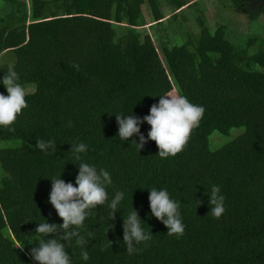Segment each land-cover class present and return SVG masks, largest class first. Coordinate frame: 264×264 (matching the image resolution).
Wrapping results in <instances>:
<instances>
[{"label":"trees","instance_id":"1","mask_svg":"<svg viewBox=\"0 0 264 264\" xmlns=\"http://www.w3.org/2000/svg\"><path fill=\"white\" fill-rule=\"evenodd\" d=\"M165 3L176 11L165 12ZM191 3L0 0V55L13 51L20 82L34 86L15 131L0 127V140L28 144L0 148V264H35L28 253L36 245V223H62L48 203L50 179L61 173L74 183L81 160L110 173L109 201L117 191L125 196L114 219L106 203L84 221L81 234L88 239L92 233L89 259L81 258L73 239L67 247L73 264H264V33L230 37L225 19L211 28L199 11L203 3L181 21L188 40L172 45L169 29L153 26L180 18L177 10ZM143 4L153 19L151 33ZM231 4L248 19L263 20L264 30V0ZM189 15L198 23L195 31ZM7 66L0 64V75ZM174 89L205 109L181 152L161 159L154 141L137 152L130 142L138 137H116L115 114L143 117L157 95ZM149 129L140 126L145 137ZM222 135L229 139L220 144ZM37 140L54 141V148L42 152ZM79 142L88 150L76 160L69 150ZM213 185L225 197L219 219L205 194ZM151 187L167 188L180 201L182 236L168 235L151 216ZM131 205L153 237L129 254L122 217Z\"/></svg>","mask_w":264,"mask_h":264},{"label":"clouds","instance_id":"2","mask_svg":"<svg viewBox=\"0 0 264 264\" xmlns=\"http://www.w3.org/2000/svg\"><path fill=\"white\" fill-rule=\"evenodd\" d=\"M0 85L5 93H0V127H12L22 110L27 108L26 96L28 91L20 82V77L14 64H8L5 74L0 75ZM159 100L150 106L148 114L143 117L130 114H115L118 131L116 137L121 141L131 140L139 152L148 141H154L161 159L175 156L187 144L192 130L199 126L204 115V107L194 104L180 93L179 90L157 95ZM156 97V96H155ZM146 123L150 126L147 136L140 131V126ZM35 148L47 152L54 148V141L37 140ZM88 150L83 142L71 144L70 152L76 160H81V154ZM78 172L73 182H65L57 178L50 179L51 189L48 203L62 220L61 224L48 223L44 219L36 223V245L29 251V256L35 264H73L67 247L75 239L76 246L81 248V258L89 259L86 245L91 240L92 233L88 232V239L81 234L84 221L93 214L97 206L107 203L110 219L120 211L121 202L125 193L117 191L109 201L108 186L112 184L110 173L104 168H97L93 164L81 162L77 165ZM75 185V186H74ZM148 189V206L150 214L160 221L167 229L168 235L182 236L185 225L180 214V201L174 199L167 188ZM208 196V205L213 218L219 219L225 211V197L221 194L218 185H213ZM197 206L199 201H196ZM113 227V225H108ZM123 243L126 251L132 254L137 251L135 245L147 243L153 237L151 231H145L143 221L132 205L128 214L122 217ZM111 246V242L109 241Z\"/></svg>","mask_w":264,"mask_h":264},{"label":"rangeland","instance_id":"3","mask_svg":"<svg viewBox=\"0 0 264 264\" xmlns=\"http://www.w3.org/2000/svg\"><path fill=\"white\" fill-rule=\"evenodd\" d=\"M194 0H186V2L191 3ZM194 2H196L195 4H193ZM194 2H192L190 5L191 6H184V8L182 9H178L177 14H180V18H173L170 20H164L163 21V25H166L165 27L160 26V25H152L153 27H155L156 29H165L168 28L169 31L171 32V36L173 39V43L172 45H181L184 42H186V40H188L187 34H184V29L186 28V25H183L181 23L182 19L185 18L186 15L188 14H193L195 13L198 9H200L204 3L205 8L200 9L199 11L203 12V15L205 16L206 21L210 24L209 26L211 28H215L218 24V21H220L221 19H225V23L230 27L231 33H227L226 35L232 37V32L234 33V35L236 34H243L246 33L247 35H244L242 37L245 36H254V35H258V34H262L264 33L263 30V20H250L248 19L246 14L243 13H239L234 7L233 5H229V0H195ZM225 5H228L227 7ZM230 6V8H228ZM162 8L165 9V12L168 13H172L174 12L175 8H173L171 5L169 4H163ZM143 14L144 17L147 19V24L148 26H146V30H149V32L151 31V26H149L151 24V20L152 16L149 15L148 9L147 7H145V4H143ZM150 10V8H149ZM168 10V11H167ZM176 11V10H175ZM261 18V16L259 17ZM188 23L193 27L191 28L192 31H195L197 28V24L195 23V17L194 16H188ZM213 26V27H212ZM151 33V32H150ZM154 37V36H152ZM241 38V37H240ZM154 39V38H153ZM156 46L159 49V45ZM15 61V54L13 51H6L3 54L0 55V64L2 63H7V64H12ZM26 90L28 92L32 91L34 89L33 84H28V85H24ZM175 91V89L173 90ZM224 138L223 141H221L220 144H222L223 142L227 141L229 138L226 136H223ZM24 145H28L27 142H25L23 139H11L9 141H2L0 140V148H6V147H22ZM216 146L218 145H214V147L216 148ZM213 148V146H212ZM0 173H2L1 170V166H0Z\"/></svg>","mask_w":264,"mask_h":264}]
</instances>
